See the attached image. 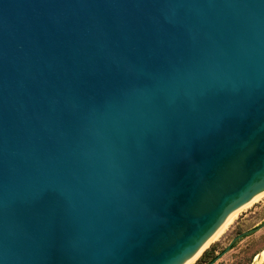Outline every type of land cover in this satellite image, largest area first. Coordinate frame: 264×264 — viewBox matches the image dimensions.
I'll return each instance as SVG.
<instances>
[{"label":"water","instance_id":"water-1","mask_svg":"<svg viewBox=\"0 0 264 264\" xmlns=\"http://www.w3.org/2000/svg\"><path fill=\"white\" fill-rule=\"evenodd\" d=\"M262 191L264 0H0V264H184Z\"/></svg>","mask_w":264,"mask_h":264},{"label":"rangeland","instance_id":"rangeland-1","mask_svg":"<svg viewBox=\"0 0 264 264\" xmlns=\"http://www.w3.org/2000/svg\"><path fill=\"white\" fill-rule=\"evenodd\" d=\"M247 205V206H246ZM239 208L227 226L205 246L189 264H208L240 232L256 227L264 221V193L250 204ZM264 249V226L244 236L213 264H258ZM263 264V263H262Z\"/></svg>","mask_w":264,"mask_h":264},{"label":"bare ground","instance_id":"bare-ground-1","mask_svg":"<svg viewBox=\"0 0 264 264\" xmlns=\"http://www.w3.org/2000/svg\"><path fill=\"white\" fill-rule=\"evenodd\" d=\"M264 191H262L261 193L257 194L256 196H254L249 202H247L246 204H250L252 202V200H255L256 198H258L259 196H261V194H263ZM244 204V205H246ZM243 205V206H244ZM241 206V207H243ZM247 206V205H246ZM239 207V208H241ZM238 209H236L235 211H233L226 219L225 221L219 226V228L213 233V235L205 242V244L199 249V251L193 255L191 258H189L184 264H189L190 262H192L195 257L197 256V254L205 247L207 246V244L213 240L226 226L227 224L233 219V217L237 214L238 212ZM260 261H263L264 262V249L260 252Z\"/></svg>","mask_w":264,"mask_h":264},{"label":"flooded vegetation","instance_id":"flooded-vegetation-1","mask_svg":"<svg viewBox=\"0 0 264 264\" xmlns=\"http://www.w3.org/2000/svg\"><path fill=\"white\" fill-rule=\"evenodd\" d=\"M263 222H264V221H263ZM259 225H260V224H259ZM253 228H254V227H253ZM245 231H246V230H245ZM254 232H255V231H254ZM240 233H241V232H240ZM252 233H253V232H252ZM238 234H239V233H238ZM238 234H237V235H238ZM249 234H251V233H249ZM249 234H247V235H249ZM247 235H244V236H247ZM235 236H236V235H235ZM235 236H234V237H235ZM244 236L238 238V239L232 244V246L230 247V249L234 246V244H235L237 241H239V240H240L241 238H243ZM234 237H233V238H234ZM230 241H231V240H230ZM228 244H229V243H228ZM226 247H227V246H226ZM226 247H225V248H226ZM225 248H224L219 254H217V255H216V256H215V257H214V258H213L208 264H213V263H214L218 258H220L224 253H226L227 251L230 250V249H229V250H227L226 252H224ZM257 257H258V255L255 256V260L257 261V263H258V264H262V263L264 264V262L259 263L258 260H257Z\"/></svg>","mask_w":264,"mask_h":264}]
</instances>
